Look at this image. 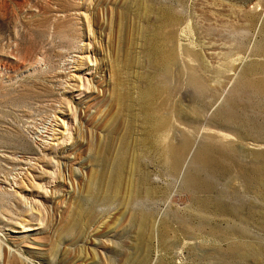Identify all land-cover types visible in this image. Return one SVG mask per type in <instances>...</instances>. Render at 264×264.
Wrapping results in <instances>:
<instances>
[{
	"label": "rangeland",
	"instance_id": "1",
	"mask_svg": "<svg viewBox=\"0 0 264 264\" xmlns=\"http://www.w3.org/2000/svg\"><path fill=\"white\" fill-rule=\"evenodd\" d=\"M254 77L264 0H0V264H264Z\"/></svg>",
	"mask_w": 264,
	"mask_h": 264
},
{
	"label": "bare ground",
	"instance_id": "2",
	"mask_svg": "<svg viewBox=\"0 0 264 264\" xmlns=\"http://www.w3.org/2000/svg\"><path fill=\"white\" fill-rule=\"evenodd\" d=\"M189 71H190L189 74H190V79H191L192 83L195 84L199 88L198 90H200L201 93H202L206 89L205 84L202 83L201 80H199V78L197 77L198 75H197L196 71L194 70V68H190L189 67ZM246 81L247 80H245V82ZM242 85H244V83ZM247 86L250 87V90L252 89L256 93L258 92V94L259 93H264V77H261V78L254 77L251 80L248 79ZM159 92H160V90L158 89V87L157 88H152L150 90V92L148 91V96L149 97L144 99L146 101L144 114L146 115L147 120L149 121L148 123L150 124L149 127H150V130H151V133H152V135L155 138V141H154L153 145L156 146V147L161 146L163 148V153H164V156H165V160L168 161V162H171L172 159H173L174 153H173V150L169 146V134H170L171 127L173 126V112L172 113L170 112V113H168V114H166L165 116H162V117H159V116L156 115V112H155L156 111L155 110V106L156 105H155L154 101L156 100L157 95H158ZM211 137L212 136H210V138ZM210 141H211V139H210ZM217 142H216V144H217ZM211 144H215L214 143V139H213V143H211ZM220 144H222V143H220ZM220 146L223 147L225 145L222 144ZM215 147L222 148V147H219L218 144ZM223 149H224V147H223ZM208 153H209V151H208ZM206 154L207 153H205V155ZM207 156H208V154H207Z\"/></svg>",
	"mask_w": 264,
	"mask_h": 264
}]
</instances>
